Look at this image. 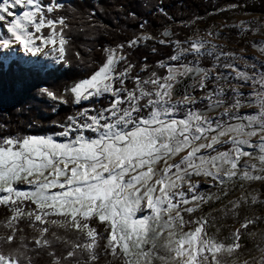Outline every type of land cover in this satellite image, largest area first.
Listing matches in <instances>:
<instances>
[{
  "label": "snow or ice",
  "instance_id": "snow-or-ice-1",
  "mask_svg": "<svg viewBox=\"0 0 264 264\" xmlns=\"http://www.w3.org/2000/svg\"><path fill=\"white\" fill-rule=\"evenodd\" d=\"M64 3L0 0V101L11 100L9 86L18 84L53 102V112L69 101L79 106L47 128L29 124L33 131L17 132L0 124V264H100L101 255L122 264H221L224 254L235 257L242 233L262 219L239 215L258 195L227 202L224 215L238 227L219 238L209 231V216L197 215L210 197L192 177L222 186V196L230 183L264 181V71L238 70L237 54L212 42L219 32L181 40L164 30L105 46L91 68L61 88L37 87L33 81L71 67ZM155 9L167 15L163 5ZM235 27L257 31L246 21ZM149 40L173 52L157 61L164 74L141 78L147 66L137 71L127 49ZM252 47L264 55V41ZM205 54L252 91L232 87L225 101L223 74L215 90L206 87L211 75L198 66ZM189 56L197 59L185 63ZM197 75L199 98L188 83ZM258 251L255 264H264V248Z\"/></svg>",
  "mask_w": 264,
  "mask_h": 264
},
{
  "label": "trees",
  "instance_id": "trees-1",
  "mask_svg": "<svg viewBox=\"0 0 264 264\" xmlns=\"http://www.w3.org/2000/svg\"><path fill=\"white\" fill-rule=\"evenodd\" d=\"M244 0H65L62 14L69 24V46L66 53L71 65L64 74H54L42 81H33L37 87L43 85L52 89L61 88L76 74L83 75L84 70L91 68L102 55V49L121 41H127L134 34L146 32L150 36H158L164 30H170L173 36L183 40L189 35L192 23L208 16L222 7L241 4ZM156 5H163L167 15H162L155 9ZM244 10L264 14V0H255ZM171 18V19H170ZM191 22V27H188ZM144 28L141 29L140 25ZM237 31L233 28L227 30V36H233ZM155 48V51H153ZM129 60L136 65L137 71L141 64L147 66V71L141 73V78L155 71L157 74L165 69L159 67L157 61L165 62L172 54L173 49L155 43L153 40L142 43L139 47L127 49ZM12 99L7 102L0 101V124L7 125L12 131H33L29 124L35 128H47L53 121H63L67 116L74 115L79 106L72 104L54 105L57 111L53 112L49 105L53 102L47 98L35 96L36 89L31 85L9 86ZM15 103V108L13 107ZM200 105H197L199 107ZM218 187V186H217ZM202 184L199 191L209 196V201L201 206L200 214H211L209 231L219 238H226L229 230L238 224L231 214L225 216L224 211L215 209L224 200L218 188ZM242 207L241 217H255L260 209L259 205ZM216 210V211H215ZM213 212V213H212ZM5 215L0 209V219ZM213 218L214 221H213ZM257 224L251 225L247 233H242L241 248L251 246L249 232ZM217 229L219 231L217 232ZM40 264H43L41 261ZM100 264H122L118 258L101 255Z\"/></svg>",
  "mask_w": 264,
  "mask_h": 264
},
{
  "label": "rangeland",
  "instance_id": "rangeland-1",
  "mask_svg": "<svg viewBox=\"0 0 264 264\" xmlns=\"http://www.w3.org/2000/svg\"><path fill=\"white\" fill-rule=\"evenodd\" d=\"M253 1L255 0H244L241 4H237V7L234 8H231L229 7L230 5H228L210 13L206 17L196 19L192 23L191 32L186 37H193L197 33L204 36L209 29H211L213 33L219 32L220 35L218 37H214L212 42L220 46L217 51L222 50L226 52H235L237 54V59L233 61V63L237 65L238 70L245 71L249 74H251L254 70L257 72L264 71V55H262L256 48L252 47V41H264V14L244 10L248 5H251ZM240 21L248 22L249 27L256 28L257 31L255 33L250 31H240L237 27H235V25L239 24ZM230 28L235 29L237 34L228 37L226 34L227 30ZM240 56H243L244 59H240ZM251 57H254L255 59H249ZM196 59L197 58L195 57L189 56L184 60V62L187 63L188 61ZM198 59V66L208 71L211 75V78L206 82V87L215 90L214 81L215 77L219 74H223L228 78L227 83L221 82V87L224 88L226 93V95L222 97L225 101L231 98L232 87L238 88L243 93L252 91L251 83L249 82V84L245 86L242 81H237L235 79V73L232 72L231 69L216 67V60L213 56L205 54ZM165 62H167V60ZM224 62V59L220 58V64H223ZM164 72H160V74L162 75ZM199 82L200 76L198 75L192 83V92L197 98L203 95V91L199 88ZM220 110L223 111V109ZM245 110L251 111V109H244L242 111ZM192 180L198 181L199 186L202 184H211L210 180L204 176H193ZM217 188L219 189L218 192L220 191L221 194L225 192V189L222 186H218ZM249 193L258 195L259 202L256 204L260 206V209L258 210V213L255 214V217L262 218L256 223V227L249 232L248 238L250 239L252 245L241 248V250L236 253L235 257H228L227 254H224L220 257L221 264H239L241 261H247L248 264H255L260 257L258 248H264V181H236L235 184L230 183L228 185L227 195L223 196L224 200H222V202L215 209L223 211L225 207H230L227 203L229 200L234 197H240L242 194L244 196H248ZM249 204H251L250 198ZM209 217H211V214ZM235 227L237 226H233V229ZM156 252L163 255L162 250L159 248L156 249ZM153 264H161V262L153 258Z\"/></svg>",
  "mask_w": 264,
  "mask_h": 264
},
{
  "label": "water",
  "instance_id": "water-1",
  "mask_svg": "<svg viewBox=\"0 0 264 264\" xmlns=\"http://www.w3.org/2000/svg\"><path fill=\"white\" fill-rule=\"evenodd\" d=\"M199 67H200V66H199ZM197 76H198V75H197ZM197 76H195L194 78H192V79L188 80V83H189L190 85H192V83H193L194 79H195Z\"/></svg>",
  "mask_w": 264,
  "mask_h": 264
}]
</instances>
